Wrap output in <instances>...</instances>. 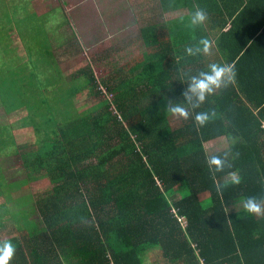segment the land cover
<instances>
[{"label": "trees", "instance_id": "1", "mask_svg": "<svg viewBox=\"0 0 264 264\" xmlns=\"http://www.w3.org/2000/svg\"><path fill=\"white\" fill-rule=\"evenodd\" d=\"M27 2L0 0V105L26 110L0 125V227L16 230L0 236L14 245L9 264H264V213L241 204L253 196L264 208V0H161L163 12H189L141 26L122 43L136 37L142 53L102 80L90 65L63 75L53 48L65 41L50 33L69 22ZM198 8L206 19L192 26ZM201 39L207 53H185ZM210 63L232 66L234 81L199 108L189 93L188 119L167 113ZM198 111L209 113L203 125ZM221 139L227 147L208 153ZM13 155L25 177L7 182L1 162ZM211 155L221 171H209ZM37 178L48 188L12 204V189Z\"/></svg>", "mask_w": 264, "mask_h": 264}, {"label": "rangeland", "instance_id": "2", "mask_svg": "<svg viewBox=\"0 0 264 264\" xmlns=\"http://www.w3.org/2000/svg\"><path fill=\"white\" fill-rule=\"evenodd\" d=\"M29 5V12H35L43 15L47 12L57 9L58 17L67 19L69 24L62 25L56 29L52 35V40L57 38L64 39V46L53 48V54L56 57L60 69L65 77H69L71 73L76 72L80 68L87 65L91 66L96 79L102 80L106 78L114 69L122 66L126 62L134 59L138 54L142 53L144 46L140 39L136 37L124 47V40H128L129 36H136L138 21L135 15L129 9L126 12H114V8L108 5L107 0H26ZM119 15V16H118ZM62 20V19H61ZM58 21V20H57ZM60 21V20H59ZM55 20H50L49 24L55 26ZM73 34L79 45L71 46L67 44V40H72ZM75 39V38H74ZM31 40V39H30ZM130 40V39H129ZM56 41V40H55ZM19 56L23 59L27 58V53L20 41L16 42ZM54 45L56 43L52 42ZM118 45V46H117ZM40 48L38 44L32 45V48ZM117 47V49H116ZM110 97V94H108ZM83 100L77 104H82ZM4 108L0 105V125H16L20 118L26 114L25 109L18 110L12 114L6 115ZM180 120L173 118L172 125L177 127ZM12 136V135H11ZM218 143L212 142L207 145V152L218 151L227 147V140L221 139ZM23 159L19 155L5 157L2 162V172L7 182H16L23 179L22 174ZM48 181L35 179L30 183L28 189L19 190L14 187L11 191L12 204L17 201L15 198L28 193L38 194L48 188ZM2 191V188H0ZM180 198V197H178ZM172 200H177L174 198ZM5 202V198L0 196V207ZM9 211V206L7 205ZM30 217L40 223V218L35 214L33 205L29 206ZM3 214V212H2ZM28 219V220H29ZM6 221V220H4ZM6 223V222H5ZM16 230L13 224L7 223L6 226L0 227V236L3 238H11L15 235ZM11 242V241H10ZM152 258V257H151ZM149 258L150 260H152ZM148 261V260H147ZM146 263L149 264V261Z\"/></svg>", "mask_w": 264, "mask_h": 264}, {"label": "clouds", "instance_id": "3", "mask_svg": "<svg viewBox=\"0 0 264 264\" xmlns=\"http://www.w3.org/2000/svg\"><path fill=\"white\" fill-rule=\"evenodd\" d=\"M206 19V13L202 9H196L189 20L190 25L197 26ZM209 51V41L201 39L198 44L187 46L185 53L188 55H196L198 53H207ZM210 72H201L199 77L193 76L190 79L187 89L182 93L183 100L173 102L168 100L166 104V112L179 118L188 119L190 111L186 107L187 102L191 99L189 93L195 97L194 108H199L206 98L212 95L216 90L227 87L234 81L235 72L232 66L210 63ZM194 122L203 125L209 119V113L204 111L195 112L192 116ZM209 171L212 173L219 172L225 167V161L217 156L211 155L206 159ZM232 182H238L235 175L231 178ZM219 190V187H218ZM242 208L247 214L260 215L264 213L261 203L257 197L249 196L241 201ZM14 253V245L8 240L0 241V264H9Z\"/></svg>", "mask_w": 264, "mask_h": 264}, {"label": "crops", "instance_id": "4", "mask_svg": "<svg viewBox=\"0 0 264 264\" xmlns=\"http://www.w3.org/2000/svg\"><path fill=\"white\" fill-rule=\"evenodd\" d=\"M108 5L114 8V12L124 11L128 9L135 15V19L138 21V27L135 33H138V29L146 23L158 22L178 18L179 16L189 12L187 8H181L176 10H169L163 12L161 0H107ZM119 16V15H118ZM137 35V34H136Z\"/></svg>", "mask_w": 264, "mask_h": 264}, {"label": "built area", "instance_id": "5", "mask_svg": "<svg viewBox=\"0 0 264 264\" xmlns=\"http://www.w3.org/2000/svg\"><path fill=\"white\" fill-rule=\"evenodd\" d=\"M202 264H205V263H202Z\"/></svg>", "mask_w": 264, "mask_h": 264}]
</instances>
